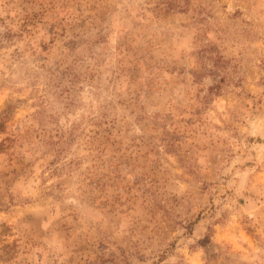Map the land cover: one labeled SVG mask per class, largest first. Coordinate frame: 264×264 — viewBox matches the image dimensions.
<instances>
[{
	"label": "rangeland",
	"instance_id": "374dc122",
	"mask_svg": "<svg viewBox=\"0 0 264 264\" xmlns=\"http://www.w3.org/2000/svg\"><path fill=\"white\" fill-rule=\"evenodd\" d=\"M0 264H264V0H0Z\"/></svg>",
	"mask_w": 264,
	"mask_h": 264
}]
</instances>
